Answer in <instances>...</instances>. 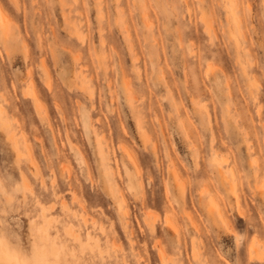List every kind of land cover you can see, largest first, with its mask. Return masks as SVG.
Segmentation results:
<instances>
[{"label": "rangeland", "instance_id": "rangeland-1", "mask_svg": "<svg viewBox=\"0 0 264 264\" xmlns=\"http://www.w3.org/2000/svg\"><path fill=\"white\" fill-rule=\"evenodd\" d=\"M0 13V238L37 264H261L264 0Z\"/></svg>", "mask_w": 264, "mask_h": 264}, {"label": "snow or ice", "instance_id": "snow-or-ice-1", "mask_svg": "<svg viewBox=\"0 0 264 264\" xmlns=\"http://www.w3.org/2000/svg\"><path fill=\"white\" fill-rule=\"evenodd\" d=\"M11 38L10 28L6 31L3 26V14L0 13V42L7 44ZM261 244L260 247L264 250V232L258 234ZM241 238L238 236L237 241L239 242ZM253 248L250 252L254 251L255 245L257 243V238L253 237ZM7 255V259H5ZM35 255V251L28 253L26 250L21 251L19 249L13 248L12 245L4 238H0V264H37V262L32 258ZM23 257V258H21ZM261 264H264V258L261 260Z\"/></svg>", "mask_w": 264, "mask_h": 264}, {"label": "bare ground", "instance_id": "bare-ground-1", "mask_svg": "<svg viewBox=\"0 0 264 264\" xmlns=\"http://www.w3.org/2000/svg\"><path fill=\"white\" fill-rule=\"evenodd\" d=\"M34 95V94H33ZM5 125V124H4ZM11 140H13L12 139V137L9 135L8 136ZM128 155V154H127ZM131 159V158H130ZM102 161H104V158L102 159ZM104 172L106 173V174H108L109 172H108V170L106 169V168H104ZM39 205V204H38ZM63 207H65V205L63 206ZM169 219V218H168ZM168 219H166V220H168ZM170 220V219H169ZM167 222V221H166ZM170 223H172V222H170ZM166 224H168V226H169V222H167ZM173 225V224H172ZM70 234H71V231H70ZM72 235V234H71ZM75 235V234H74ZM74 235H72L73 237H74V239H77V237L78 236H74ZM70 236V235H69ZM71 237V236H70ZM43 240H45V236H43V238H42ZM79 241V240H78ZM53 251L54 250H52V251H50V253H51V255H53L54 253H53ZM55 252V251H54ZM56 264V263H55Z\"/></svg>", "mask_w": 264, "mask_h": 264}]
</instances>
